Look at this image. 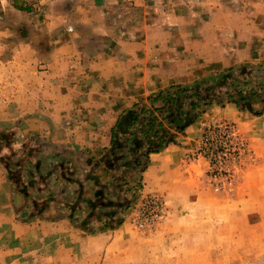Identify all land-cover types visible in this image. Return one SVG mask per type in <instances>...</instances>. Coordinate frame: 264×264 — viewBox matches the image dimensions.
I'll return each mask as SVG.
<instances>
[{
	"label": "rangeland",
	"instance_id": "1",
	"mask_svg": "<svg viewBox=\"0 0 264 264\" xmlns=\"http://www.w3.org/2000/svg\"><path fill=\"white\" fill-rule=\"evenodd\" d=\"M57 1L6 4L0 112L19 104L13 89L21 105L30 106L31 94L44 106V62L37 61L59 40L60 19L46 14L60 11ZM164 5L191 19L161 20L175 31L166 38L165 61L148 68L146 95L111 114L8 115L13 126L0 129L7 185L0 182V204L12 190L25 202L13 221L21 227L0 238V264H264V130L257 127L264 115V0ZM15 58L22 62L14 66ZM197 82L195 93L188 90ZM51 83L46 101L60 92V83ZM28 119L34 129L21 128ZM53 119L73 129L46 130ZM192 124L180 169L162 184L148 170L151 154L160 152L152 151L177 143Z\"/></svg>",
	"mask_w": 264,
	"mask_h": 264
},
{
	"label": "crops",
	"instance_id": "2",
	"mask_svg": "<svg viewBox=\"0 0 264 264\" xmlns=\"http://www.w3.org/2000/svg\"><path fill=\"white\" fill-rule=\"evenodd\" d=\"M164 2L165 0L57 1L60 11L51 9L46 14L52 19L54 17L60 19L58 24L60 30L58 29L55 35L59 40L52 39L48 43L46 48L48 54L43 60L37 61L33 57L29 62V65L34 61L44 62L42 65L44 71L38 76L44 80L45 84V88L42 89L43 94L40 95L44 106L38 107L35 102L36 96L31 94L28 95L29 101L30 99L34 101L30 103V106L27 108L21 105V97L13 89L11 96L13 104L15 101H19V104L11 112L9 105L5 106L7 110L0 112V129L13 126L8 116L10 113L16 116H32L38 113L104 115L115 113V107L118 104L125 106L127 102L146 95L150 89L148 68L154 67L152 64L160 65L159 63L165 61V46L171 45L166 38L175 31L173 27L167 26L161 20L180 19L185 23L186 19H191L189 13L177 14L166 11ZM69 26L73 28L71 33L68 30ZM18 62L22 61L13 59L14 66ZM174 65L169 64L172 67ZM13 75L14 81H16L14 78L20 81L18 72ZM32 77L35 78V76ZM157 78L156 76V81L160 82ZM51 82L60 83L61 86L57 88L60 92L58 96H55L57 99L54 101H46L49 97L47 92L52 89ZM111 91H115L117 96L114 97ZM36 92L34 89V95ZM117 99L120 100L118 103ZM59 103L62 104L61 107ZM222 112L226 117L235 115L233 111L227 113L226 109ZM260 118L262 120L257 123V127L264 130V115ZM66 126L73 129L70 125ZM66 126L57 124L54 119L49 125L47 123L44 125L48 131L65 130ZM24 127L34 129L36 121L24 120L21 128ZM81 128L83 127L78 126L77 129ZM196 129L197 124L190 125L183 134L178 135L177 143L170 144L159 153L151 154L148 170L150 174L156 173L160 180L162 179V184L171 182V178L179 171L191 141L190 134ZM0 182L7 188L4 181L0 179ZM8 198L7 203L0 204V211H4L0 213L2 220L0 238H10L8 233L12 226L21 227L13 221L17 208L24 204L25 199L14 190Z\"/></svg>",
	"mask_w": 264,
	"mask_h": 264
},
{
	"label": "trees",
	"instance_id": "3",
	"mask_svg": "<svg viewBox=\"0 0 264 264\" xmlns=\"http://www.w3.org/2000/svg\"><path fill=\"white\" fill-rule=\"evenodd\" d=\"M220 75H221V77L227 78V77L230 76V73L220 74ZM204 81L207 83V81H209V80H204ZM200 84H201V82H197L194 86H192L191 88H188V90H190V91H192V92L195 93V89H196V87H197V86H200ZM256 96H257V94H256ZM236 103L238 104V102H236ZM238 105H239V104H238ZM193 106L196 107L197 104H194ZM121 123H122V122L120 121V124H121ZM150 127L153 128V125L151 124ZM118 128H119V125H117V126L113 129V142L115 141V137H116V134H117V130H118ZM165 144H166V142H161V143L157 146L156 150H154V151H152V152H159V151H161L162 149L165 148ZM138 165H140V163H139ZM96 194H99V193L96 192ZM116 224H117V223H113V224L110 225V224L108 223V226L115 227ZM118 224H121V222L118 223Z\"/></svg>",
	"mask_w": 264,
	"mask_h": 264
},
{
	"label": "built area",
	"instance_id": "4",
	"mask_svg": "<svg viewBox=\"0 0 264 264\" xmlns=\"http://www.w3.org/2000/svg\"><path fill=\"white\" fill-rule=\"evenodd\" d=\"M10 0H0V21L1 20H3V17H4V11H5V6H6V4L9 2ZM72 26H69L68 27V30L69 31H72ZM230 128H225V130H227V132L228 133H230L231 134V130H229ZM240 149V148H239ZM240 151V150H239ZM200 159V156L196 159V158H194L193 160L195 161H200L199 160ZM222 187L224 188V186L222 185ZM217 188H219V186L217 187Z\"/></svg>",
	"mask_w": 264,
	"mask_h": 264
}]
</instances>
